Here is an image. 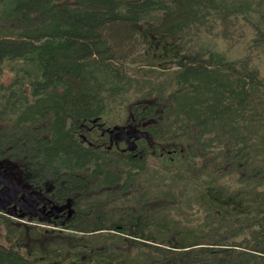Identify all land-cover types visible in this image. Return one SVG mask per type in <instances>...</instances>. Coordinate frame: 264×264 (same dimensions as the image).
<instances>
[{"label":"trees","instance_id":"trees-1","mask_svg":"<svg viewBox=\"0 0 264 264\" xmlns=\"http://www.w3.org/2000/svg\"><path fill=\"white\" fill-rule=\"evenodd\" d=\"M260 47L264 0H0V161L59 215L22 220L126 238L131 264H264ZM115 105L127 117L112 125ZM217 169L236 189L220 194ZM174 203L199 225L159 211ZM12 217L0 213V264H120L109 249H27Z\"/></svg>","mask_w":264,"mask_h":264},{"label":"rangeland","instance_id":"rangeland-1","mask_svg":"<svg viewBox=\"0 0 264 264\" xmlns=\"http://www.w3.org/2000/svg\"><path fill=\"white\" fill-rule=\"evenodd\" d=\"M233 30V29H232ZM215 33V32H214ZM241 31L240 30H235L231 31L229 36H232L231 42L239 47L241 50V45L237 44H242V36H240ZM227 34L224 36L222 35V38L226 39ZM177 38H173L170 41L173 42ZM191 42H188V37L180 36V43L178 47H187L188 44ZM177 46V45H176ZM234 46H230L232 51L234 50ZM249 48L247 51H250ZM246 51V50H245ZM255 51L259 52L261 54L260 58L257 59L256 64H258V68L261 71V75L264 77V47L260 48H255L253 51L254 54H252V57L256 56ZM125 106H120V105H115L110 109L108 112V116L105 117L107 121H109L110 124L114 123H121V119H125L127 117V113L125 112L124 109H126ZM257 130L260 133V127L256 126ZM257 131V132H258ZM161 147V146H160ZM171 146H166L165 149L169 150ZM164 149V150H165ZM165 152V151H164ZM5 164V163H3ZM6 165V164H5ZM13 170V168H11ZM218 173L216 174V180H217V189H219L220 194L224 193V191L228 190H233L236 189L237 184L234 182L235 181V174L230 173L228 169H224L222 172L221 170L217 169ZM17 178L18 176L15 175ZM14 176V177H15ZM208 176V175H207ZM19 179V178H18ZM19 184L22 186V182L19 179ZM24 184V183H23ZM180 203L177 204H172L170 208L163 207L162 210H159L160 212L168 215L169 219L176 220L178 222L179 226H192V227H197L199 223L201 222L200 216H197L198 212H196V215L192 212L191 208L188 206L184 205H179ZM151 207H154V204L150 205ZM108 213L112 212L111 210H114L112 214H117L118 211L122 210L121 205L115 204H107L105 208ZM14 219V223L8 224V228L17 227L18 225L22 226V234L20 236L21 240L23 241L22 243L24 244L23 246L27 249H37L40 251H45L49 249H60L61 251L64 252V254L68 253L70 250H79L80 254L83 256H89L90 254H95V253H103L107 249L110 250L111 255L114 257H121L119 259L120 264H131L128 259H132L133 256L136 255V250L132 247L131 242L123 237L117 238L116 241H109L111 236H104L102 233L98 234H92L90 236H86V238H69V237H64L60 235H56L51 233L53 228L55 229L56 227H48L46 224H39L35 225L34 222L29 223L28 221H23L22 218L14 216L12 217ZM34 226H37L38 228H43L42 230H35ZM89 235L88 233H86ZM158 238H160V235H157ZM125 256V257H124Z\"/></svg>","mask_w":264,"mask_h":264},{"label":"flooded vegetation","instance_id":"flooded-vegetation-1","mask_svg":"<svg viewBox=\"0 0 264 264\" xmlns=\"http://www.w3.org/2000/svg\"><path fill=\"white\" fill-rule=\"evenodd\" d=\"M100 127V131L103 134H108L111 139H117V143L122 140L132 139L133 135L123 134L120 131H114L113 129L107 130L102 124H95ZM98 130V128L95 126ZM135 138V135H134ZM115 147H119L121 144H113ZM131 146V150H134V144H126ZM149 145L156 146V150L159 155L163 156L164 154L174 153V151L167 150L165 147L161 146L160 143H151ZM165 149V150H164ZM165 151V152H164ZM3 161H0V213L3 215H11L23 218L25 216L33 217L38 219L41 222H50L51 217L55 216L56 219L59 218L57 215L55 206H51L46 202L40 195L28 190V186L23 182L20 176L17 175L8 164H3ZM17 175L19 179L15 176ZM15 176V177H14ZM24 183V184H23Z\"/></svg>","mask_w":264,"mask_h":264}]
</instances>
